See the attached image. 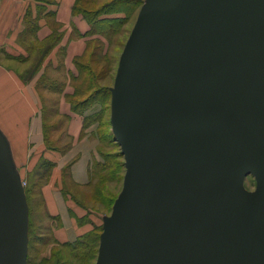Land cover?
Listing matches in <instances>:
<instances>
[{"label":"water","instance_id":"water-1","mask_svg":"<svg viewBox=\"0 0 264 264\" xmlns=\"http://www.w3.org/2000/svg\"><path fill=\"white\" fill-rule=\"evenodd\" d=\"M111 125L126 173L95 264H264V0H145ZM28 228L0 130V264L27 263Z\"/></svg>","mask_w":264,"mask_h":264},{"label":"crops","instance_id":"crops-1","mask_svg":"<svg viewBox=\"0 0 264 264\" xmlns=\"http://www.w3.org/2000/svg\"><path fill=\"white\" fill-rule=\"evenodd\" d=\"M76 2L0 0V130L21 179L26 180V173L36 170L41 160L53 163L41 191L53 235L62 243L92 229L93 212L76 201L73 189L66 191L65 182L72 187L89 185L93 158L98 157L89 139L82 138L86 113L75 110L68 99L76 91L72 80L79 77L75 59L92 38L88 20L74 12ZM54 35L59 38L53 43ZM35 43L42 48L32 60L28 47ZM50 72L61 74L57 88L50 87L46 79ZM44 90L57 96L55 115L68 122L67 134L73 144L63 152L46 143ZM68 165L69 174L64 177Z\"/></svg>","mask_w":264,"mask_h":264},{"label":"rangeland","instance_id":"rangeland-1","mask_svg":"<svg viewBox=\"0 0 264 264\" xmlns=\"http://www.w3.org/2000/svg\"><path fill=\"white\" fill-rule=\"evenodd\" d=\"M145 0H78L74 12L82 14L90 24L89 34L92 36L84 52L75 59L79 77L72 80L76 94L68 97L72 104H78L86 97L91 100L83 106H93L92 115L84 122L82 138L87 137L92 148L98 154L91 165V179L87 186H74L65 182L66 191L73 189V196L77 202L93 212L92 229L77 243L79 237L72 242L62 243L53 235V224L42 196V187L48 183L50 173L43 174L44 161L39 162L34 171L27 172L23 185L28 188L29 200V228H28V256L26 264H95L98 258L100 238L103 230L102 216L109 215L115 198L123 187L126 173L125 157L121 147L115 140L111 125V94L110 87L114 84L120 55L126 43L128 32L136 21L138 13ZM101 15L98 17V15ZM108 17V27L103 32L101 21ZM54 27V26H52ZM133 28V27H132ZM129 37V36H128ZM59 36L54 35V43ZM29 52L33 59L41 50V45L31 44ZM46 77L50 83L57 84L62 78L58 72H50ZM45 79V80H46ZM46 102V109L51 107L56 99L53 92L42 91ZM67 119L59 117L52 111L45 112V134L48 148L65 151L72 148L73 141L67 134ZM60 136V137H59ZM102 154V156L100 155ZM107 163L102 165L104 157ZM43 164V168H40ZM49 165V164H48ZM47 166V169L50 166ZM65 169H63L64 177ZM47 171V170H46ZM51 172V171H50ZM42 175V177H41ZM245 186L254 190L256 180L251 174L245 178ZM86 221V219H85ZM55 225V224H54Z\"/></svg>","mask_w":264,"mask_h":264},{"label":"trees","instance_id":"trees-1","mask_svg":"<svg viewBox=\"0 0 264 264\" xmlns=\"http://www.w3.org/2000/svg\"><path fill=\"white\" fill-rule=\"evenodd\" d=\"M78 1V0H77ZM76 6H77V2H76ZM99 16H101L100 14L98 15V17ZM108 19V17H104V18H102V19H99V21H101L102 23H101V29H102V31L104 32L106 29H107V27H108V23L106 22V21H108L107 20ZM88 20V19H87ZM106 20V21H105ZM89 22V21H88ZM50 87H52V88H54V87H58V85H55V83H50ZM77 91V90H76ZM76 91H75V93H74V95L76 94ZM109 92H110V94H111V87H110V89H109ZM91 98H92V96L90 97H86L85 99H83V100H81L78 104H72V106H73V108L75 109V110H77V111H79V112H81V113H86V115H85V120L87 119V118H89L91 115H92V112H94V111H92V109L91 108H94L93 106H91V105H89V106H86V107H84L83 108V110H80V107H83V106H85L88 102H89V100H91ZM46 110H48L49 111V113H50V111H52V115H54L55 113H56V109H55V107H54V103L51 105V107H48V109H46V108H44V111L46 112ZM44 112V113H45ZM44 126H46L47 127V125L45 124ZM47 137V136H46ZM116 140V139H115ZM100 155L102 156V154L100 153ZM104 157V156H103ZM44 163H45V165H44V168H43V164H42V166L40 167V168H43L44 170L42 171L43 172V174L46 176L47 175V173H50V171H51V169H52V167H53V163L51 162H48V161H44ZM99 164H102V165H104V164H106L107 163V159H106V157H104V159H103V161H99L98 162ZM49 164V165H48ZM46 165H48V166H50V168L49 169H47V166ZM47 170V171H46ZM68 174H69V165L66 167V170H65V175L66 176H68ZM41 177H42V175H41ZM28 188H25V190H26V195H27V200H28V190H27ZM117 198V197H116ZM115 198V199H116ZM115 201V200H114ZM28 204H29V200H28ZM113 204H114V202H113ZM102 227H103V225H102ZM89 233V232H88ZM88 233H86L85 235H86V238L89 236L88 235ZM101 234V233H100ZM84 235V236H85ZM84 236H80L79 237V239H78V241H77V243H72L73 245H76L77 246V244H78V242L79 241H82L81 239L84 237ZM99 238H100V235H99ZM84 239V238H83Z\"/></svg>","mask_w":264,"mask_h":264},{"label":"bare ground","instance_id":"bare-ground-1","mask_svg":"<svg viewBox=\"0 0 264 264\" xmlns=\"http://www.w3.org/2000/svg\"><path fill=\"white\" fill-rule=\"evenodd\" d=\"M135 22V21H134ZM134 25V24H133ZM133 27V26H132ZM132 27L130 28V30H129V32H128V35H127V38H126V40L128 39V36H129V34H130V32H131V30H132ZM11 152V151H10ZM12 156V155H11ZM24 186V185H23ZM25 188V187H24ZM25 193H26V190H25ZM27 196V195H26ZM103 217L104 216H102V224H103Z\"/></svg>","mask_w":264,"mask_h":264},{"label":"flooded vegetation","instance_id":"flooded-vegetation-1","mask_svg":"<svg viewBox=\"0 0 264 264\" xmlns=\"http://www.w3.org/2000/svg\"><path fill=\"white\" fill-rule=\"evenodd\" d=\"M105 216V215H104ZM103 225V224H102Z\"/></svg>","mask_w":264,"mask_h":264}]
</instances>
